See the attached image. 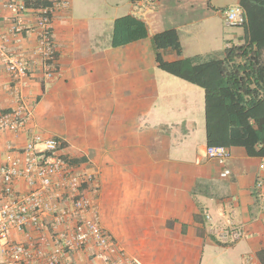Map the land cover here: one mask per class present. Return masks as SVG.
<instances>
[{"label": "crops", "instance_id": "1", "mask_svg": "<svg viewBox=\"0 0 264 264\" xmlns=\"http://www.w3.org/2000/svg\"><path fill=\"white\" fill-rule=\"evenodd\" d=\"M68 1L53 19L57 62L51 79L34 53L35 34L16 42L9 32L12 14L1 12L0 45L28 72L14 89L0 60V108L24 103L30 117L16 132L0 131V165L19 156L33 135L59 139L76 169L97 171L100 225L126 256L143 264H243L250 255L264 264V211L254 191L264 177V156L231 148V175L219 179L220 168L205 157L204 90L161 70L156 60L157 54L168 63L222 59L227 45H243L245 28L229 26L222 14L239 0H162L144 17L133 14L131 0ZM124 16L144 22L148 37L111 47L114 22ZM23 20L34 27L36 14ZM169 30L180 55L151 43V36ZM15 188L28 187L18 180ZM230 211L243 235L224 243L218 232L228 228ZM50 222L42 230H13L9 241L35 248L41 235L48 240ZM91 253L92 247L74 252L70 261L93 264Z\"/></svg>", "mask_w": 264, "mask_h": 264}, {"label": "built area", "instance_id": "2", "mask_svg": "<svg viewBox=\"0 0 264 264\" xmlns=\"http://www.w3.org/2000/svg\"><path fill=\"white\" fill-rule=\"evenodd\" d=\"M48 5L27 6L24 0H8L0 4L2 11L12 14L10 34L19 42L23 34L33 32L36 37L34 53L44 65L45 76L53 78L57 62L53 42V18L55 13L69 7L68 0H40ZM162 0H131L134 15L144 17L154 11ZM34 12L36 24L28 27L23 20L25 14ZM225 22L231 27L243 28L246 23L244 10L230 6L222 10ZM231 46L227 45L226 48ZM0 60L15 83L27 75L26 63L16 55L8 53L0 45ZM13 91V90H12ZM29 107L21 103L16 109L6 111L0 108V131L16 132L29 120ZM63 142L56 138L43 139L33 135L17 157H8L0 165V253L4 256L0 264H72L70 255L80 250L93 248L91 253L95 264H143L138 258L128 257L117 248L111 236L101 227L94 198L97 184L92 173L78 175L73 165L63 154ZM205 157L220 168L219 179H227L231 172L227 161L231 148L211 147L205 149ZM264 171V164L260 165ZM18 180L27 185V190L18 192ZM259 210L264 211V177L257 178L254 186ZM69 201L71 207L64 205ZM51 219L49 238L39 237L35 248L9 241L13 230L22 231L28 226L38 230L46 227ZM208 222L211 218L205 214ZM228 228L218 232L224 243L237 241L242 235L241 226L236 223L234 212L227 215ZM243 264H255L247 255Z\"/></svg>", "mask_w": 264, "mask_h": 264}, {"label": "trees", "instance_id": "3", "mask_svg": "<svg viewBox=\"0 0 264 264\" xmlns=\"http://www.w3.org/2000/svg\"><path fill=\"white\" fill-rule=\"evenodd\" d=\"M27 6L46 1L24 0ZM246 15V41L226 48L222 59L195 58L165 62L157 54L161 70L196 85L205 93L206 143L211 147H241L248 156H264V0H239ZM148 37L144 22L133 16L116 19L111 47ZM155 50L181 54L175 31L150 37Z\"/></svg>", "mask_w": 264, "mask_h": 264}, {"label": "rangeland", "instance_id": "4", "mask_svg": "<svg viewBox=\"0 0 264 264\" xmlns=\"http://www.w3.org/2000/svg\"><path fill=\"white\" fill-rule=\"evenodd\" d=\"M55 16V15H54ZM54 19V18H53ZM30 110V109H29ZM63 142V141H62ZM63 146H64V148H65V143L63 142ZM65 150V149H64ZM64 150H63V154H64ZM64 156H65V158L67 159V161H69V163H71V159L70 158H68L67 157V155L66 154H64ZM73 169L75 170V172L78 174V175H80V176H85V174L86 173H92L93 175H94V177H95V181H96V184L98 185V174H97V171L96 170H87V169H89V168H85L84 167V169H82V170H78V169H76V166L75 165H73ZM97 195H98V189H97V193H96V196H95V198H94V202H95V204L97 203ZM96 206H97V204H96ZM98 210V209H97ZM92 256V255H91ZM89 261L91 262V258H89ZM93 262V261H92ZM93 264H95L94 262H93Z\"/></svg>", "mask_w": 264, "mask_h": 264}, {"label": "clouds", "instance_id": "5", "mask_svg": "<svg viewBox=\"0 0 264 264\" xmlns=\"http://www.w3.org/2000/svg\"><path fill=\"white\" fill-rule=\"evenodd\" d=\"M6 111H8V110H6Z\"/></svg>", "mask_w": 264, "mask_h": 264}]
</instances>
